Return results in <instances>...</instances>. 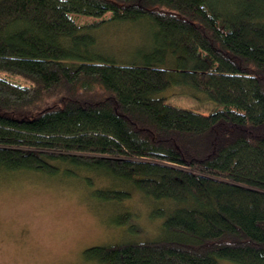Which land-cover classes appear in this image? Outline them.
Wrapping results in <instances>:
<instances>
[{
  "label": "trees",
  "instance_id": "trees-1",
  "mask_svg": "<svg viewBox=\"0 0 264 264\" xmlns=\"http://www.w3.org/2000/svg\"><path fill=\"white\" fill-rule=\"evenodd\" d=\"M121 24L127 61L97 36ZM0 170L147 196L160 235L96 264H264V0H0Z\"/></svg>",
  "mask_w": 264,
  "mask_h": 264
},
{
  "label": "rangeland",
  "instance_id": "rangeland-1",
  "mask_svg": "<svg viewBox=\"0 0 264 264\" xmlns=\"http://www.w3.org/2000/svg\"><path fill=\"white\" fill-rule=\"evenodd\" d=\"M138 31L134 25H111L97 36L115 58L127 61V47ZM7 76L26 83L20 76ZM169 101L205 113L214 108L183 95ZM151 206L136 190L131 198L104 200L71 177L0 170V264H96L85 258V248L160 235V218L149 215Z\"/></svg>",
  "mask_w": 264,
  "mask_h": 264
}]
</instances>
